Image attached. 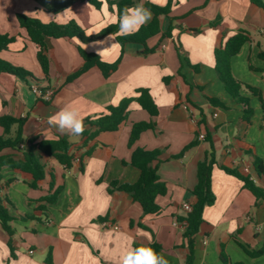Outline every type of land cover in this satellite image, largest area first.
I'll return each instance as SVG.
<instances>
[{
	"label": "crops",
	"instance_id": "obj_1",
	"mask_svg": "<svg viewBox=\"0 0 264 264\" xmlns=\"http://www.w3.org/2000/svg\"><path fill=\"white\" fill-rule=\"evenodd\" d=\"M99 1L100 10L85 0H0V34L15 38L0 58L36 79L0 75V117L25 120L26 145L66 137L76 154L71 169L42 157L48 175L36 190L20 175L9 169L3 171L2 185L11 179L14 182L0 196L11 202L12 206L6 207L14 218L12 226L17 225L22 233L18 239L14 228L13 258L10 238L0 226V264H47L50 252L52 264H120L127 251L154 243L162 246L169 264H186L189 250L178 218L187 214L184 205L192 206L195 200L192 191L198 182V164L205 158L210 142L220 167L250 177L264 188L248 154L252 151L264 161V108L259 98L251 97L252 124L244 122L243 107L227 93L215 70V49L221 32L229 36L246 32L251 42L233 58V73L261 90L264 100V61L259 58L264 52V10L250 0H132L135 6L152 3L169 7V17L174 19L172 37L162 38L170 26L169 19L162 17L161 34L147 42L151 53L144 54L141 45L128 44L122 55L116 37L124 34L119 30L80 45L105 63L121 62L109 78L93 67L72 82L68 78L84 64L79 43L75 39L47 38V81L37 61V48L20 27L17 15H27L46 25L75 22L92 37L119 24L116 6ZM153 18L152 13L144 25ZM214 22L220 24L218 30L211 28ZM250 66L260 71H252ZM166 78L170 79L168 84ZM34 85L51 92V98L36 96L31 90ZM139 89H148L159 108L155 129L143 133L134 147L161 152L153 166L158 167L168 193L157 199L162 209L158 216H146L130 195L109 191L114 182L135 184L140 178L137 168L123 163L130 162L134 150L128 146L133 125L151 120L137 103L131 105L129 118L119 131L102 133L88 145H84L81 135L61 133L48 123L50 116L67 107L76 110L85 125L87 119L98 118L109 106L135 97ZM206 97L220 99L228 109L212 106ZM3 134L0 127V136ZM195 140L198 145L184 158H174ZM89 151L91 156H87ZM4 154L22 159V152L8 150ZM51 182L55 185L53 191ZM58 188L61 192L57 202L45 205L47 215H43L39 201ZM213 192L216 202L205 209V222L196 237L194 264H225L223 256L229 264H264V256L252 258L242 248L258 251L264 246V201L257 205L243 183L219 167L213 171Z\"/></svg>",
	"mask_w": 264,
	"mask_h": 264
},
{
	"label": "trees",
	"instance_id": "obj_2",
	"mask_svg": "<svg viewBox=\"0 0 264 264\" xmlns=\"http://www.w3.org/2000/svg\"><path fill=\"white\" fill-rule=\"evenodd\" d=\"M90 5L100 10L102 3L99 0H85ZM252 4L264 10V0H250ZM110 7L116 6L118 17L126 8L135 6L132 0H107ZM144 7L149 9L153 15V20L148 24L142 26L136 33L131 35L117 36L116 40L121 46V53L123 55L124 48L128 44L141 45L145 47L144 54L151 53L147 47L149 39L161 34L162 17H167L170 21V26L166 32L162 33L163 39L172 37L174 26V19L169 17V7H159L152 3L144 4ZM17 20L22 29H25L29 40L37 48V61L41 67L43 75L47 81L50 80V59L47 54L46 39H75L79 43L78 49L84 60V64L74 74L68 78V82H72L82 76L84 73L98 67L105 78H109L115 73L120 65L121 59L114 64H108L101 60V58L93 53L86 52L81 46L84 44L96 42L102 37L109 34H115L119 30V24L113 25L105 29L97 36L88 37L85 32L75 22H70L67 25H60L57 23L43 24L35 18L27 15L18 14ZM211 28L218 30L220 24L214 22ZM220 43L215 49V70L221 83L223 84L227 93L234 99V101L243 107V121L247 124H252L254 109L251 105V97L260 99L264 108V100L262 92L258 88L244 83L237 79L233 73L232 60L242 50V48L251 42L250 36L242 31L235 35L229 36L225 32L220 34ZM15 41L14 37L7 34H0V54L8 50L9 46ZM81 45V46H80ZM259 58L264 61V52L259 54ZM252 71H260L253 66H250ZM196 70V68H195ZM9 74L19 79L27 81L31 79L36 81L34 75L22 68L12 66L10 63L0 58V75ZM168 84L169 78L164 79ZM207 101L214 107L228 109V107L220 99L206 97ZM133 103H137L144 111H146L151 120L148 122L135 123L132 127L129 148L134 149L139 141L141 135L147 131L154 130L156 123L154 119L159 115V108L156 105L153 97L148 89H139L136 91V96L123 99L116 106H109L105 113L96 119H87L85 121V131L81 135L85 138L84 145H88L94 141L102 133H113L119 131L120 127L125 124L129 118L130 107ZM25 120L17 119L11 116L0 117V127L4 134L0 136V192L14 182L11 179L5 185H2L3 171L9 169L10 171L20 175L29 187L33 190L46 180L48 172L45 164L42 163V157L54 159L60 166L66 169H71L76 161V154L72 152L73 144L69 138L62 137L55 140H45L40 143H30L26 145L24 138ZM89 127V129H87ZM198 145L195 140L186 146L182 152L175 156V159H182L194 147ZM23 146V148H22ZM11 150L15 152H22V159H16L12 154H4ZM92 151L87 153L91 156ZM161 152L159 150L147 151L136 148L132 152L129 163L123 162L125 165H131L140 171V178L135 184H119L114 182L111 184L109 191H118L130 195L133 200L141 205L146 216H158L161 214V207L157 203V199L165 197L168 193V188L165 182L159 176L158 167H154L153 163L158 160ZM249 156L252 159L254 169L257 176L264 183V161L262 158L250 151ZM216 167L221 168L228 175L239 179L244 188L251 192L256 198L257 205L264 201V188L258 186L250 177L240 175L237 171L230 170L225 167H220L216 160L215 148L210 142V148L206 153L205 158L198 164L197 169V185L193 189L192 194L195 198L192 204V211L187 212L186 216L178 218L179 223L185 224L183 237L186 241V246L189 250L186 264H194L195 262V245L196 237L200 233L201 226L204 224V212L207 207H211L216 202V196L213 192V171ZM81 171L84 172L82 164ZM55 188L54 182H51L50 189ZM61 189L58 188L52 194L41 199L39 211L43 215H47L45 205H53L57 202ZM7 205L12 206L7 197L0 196V226L9 236V247L14 258L13 238L15 236V229L12 226L14 218L10 215ZM24 219H33L25 217ZM103 221V220H102ZM157 253L163 255V248L161 245L154 243L151 245ZM244 251L252 258H259L264 256V246L258 251H251L247 247L242 246ZM51 252L47 258V264H52ZM222 260L225 264H229L228 259L223 256ZM244 264V263H236Z\"/></svg>",
	"mask_w": 264,
	"mask_h": 264
},
{
	"label": "clouds",
	"instance_id": "obj_3",
	"mask_svg": "<svg viewBox=\"0 0 264 264\" xmlns=\"http://www.w3.org/2000/svg\"><path fill=\"white\" fill-rule=\"evenodd\" d=\"M157 2V0H154ZM152 13L143 4L126 8L118 17L119 31L131 35L151 19ZM48 123L61 133L80 136L85 131L83 119L79 113L70 108L61 109L49 117ZM120 264H169V261L151 247H137L127 251L120 259Z\"/></svg>",
	"mask_w": 264,
	"mask_h": 264
},
{
	"label": "built area",
	"instance_id": "obj_4",
	"mask_svg": "<svg viewBox=\"0 0 264 264\" xmlns=\"http://www.w3.org/2000/svg\"><path fill=\"white\" fill-rule=\"evenodd\" d=\"M31 90H32V92H33L36 96H38V97H43V98H45V99H47V100H49V99L51 98V96H52V93H51V92H48V91L45 92V91H43L40 87H38L37 85L32 86V87H31ZM204 138H205V136L202 135V136H201V139H204ZM184 210H185L186 212H191V211H192V206L189 205V204H185V205H184ZM104 225H105V226H109L108 223H104ZM182 226L185 227L186 225L183 223ZM112 228H113L114 230H117V231L120 230V228L117 227V226H112ZM30 253L32 254L33 252L31 251Z\"/></svg>",
	"mask_w": 264,
	"mask_h": 264
},
{
	"label": "rangeland",
	"instance_id": "obj_5",
	"mask_svg": "<svg viewBox=\"0 0 264 264\" xmlns=\"http://www.w3.org/2000/svg\"><path fill=\"white\" fill-rule=\"evenodd\" d=\"M14 228L17 229V238L19 239L22 230L17 225H14Z\"/></svg>",
	"mask_w": 264,
	"mask_h": 264
}]
</instances>
